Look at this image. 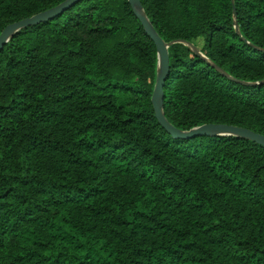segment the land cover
<instances>
[{
	"label": "trees",
	"instance_id": "16d2710c",
	"mask_svg": "<svg viewBox=\"0 0 264 264\" xmlns=\"http://www.w3.org/2000/svg\"><path fill=\"white\" fill-rule=\"evenodd\" d=\"M67 1L0 0V36ZM140 2L171 44L168 122L264 136V0ZM158 75L129 0H82L7 42L0 264H264V147L174 138Z\"/></svg>",
	"mask_w": 264,
	"mask_h": 264
},
{
	"label": "water",
	"instance_id": "95a60500",
	"mask_svg": "<svg viewBox=\"0 0 264 264\" xmlns=\"http://www.w3.org/2000/svg\"><path fill=\"white\" fill-rule=\"evenodd\" d=\"M82 0H68L63 5L50 10L48 12L39 14L35 17H32L30 19L24 20L22 22L13 24L8 26L2 35L0 36V51L3 49V47L7 44V42L16 34L18 31L30 27L35 26L41 22H45L51 18H53L55 15L65 11L68 7L73 6L77 3H79ZM235 0H232V3L234 4ZM135 14L142 22L147 34L151 37V39L154 41L157 47L158 51V58H159V75L156 82L155 91L152 97V104L155 110L156 118L159 122V124L166 129L174 138H191L194 136L199 135H205V136H235L239 138H243L246 140L254 141L261 146L264 147V136L260 134H256L252 131H249L247 129L238 128V127H232V126H226V125H206L202 126L200 128L194 129L190 132H182L176 128H174L166 119L164 114V86L167 80V75L170 70L169 65V48L171 44H166L160 36L157 34L155 29L153 28L151 22L147 18L146 14L139 11V8L142 9V5L140 0H129ZM143 10V9H142ZM235 13V18H236ZM236 29L239 30L238 24L236 23ZM191 49L197 53L200 54L199 50L195 47H192L189 45ZM222 74L226 77H228L225 73L222 72Z\"/></svg>",
	"mask_w": 264,
	"mask_h": 264
},
{
	"label": "rangeland",
	"instance_id": "374dc122",
	"mask_svg": "<svg viewBox=\"0 0 264 264\" xmlns=\"http://www.w3.org/2000/svg\"><path fill=\"white\" fill-rule=\"evenodd\" d=\"M197 44L202 47L203 46L202 40L198 41Z\"/></svg>",
	"mask_w": 264,
	"mask_h": 264
},
{
	"label": "bare ground",
	"instance_id": "6f19581e",
	"mask_svg": "<svg viewBox=\"0 0 264 264\" xmlns=\"http://www.w3.org/2000/svg\"><path fill=\"white\" fill-rule=\"evenodd\" d=\"M139 11H140V12H143V10H142L141 8H139Z\"/></svg>",
	"mask_w": 264,
	"mask_h": 264
}]
</instances>
